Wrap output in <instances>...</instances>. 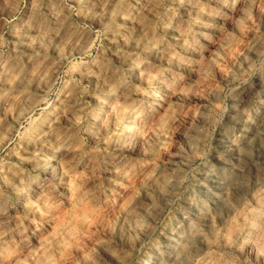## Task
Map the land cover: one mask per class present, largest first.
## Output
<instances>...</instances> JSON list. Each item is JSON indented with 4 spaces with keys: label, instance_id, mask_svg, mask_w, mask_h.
<instances>
[{
    "label": "clouds",
    "instance_id": "obj_1",
    "mask_svg": "<svg viewBox=\"0 0 264 264\" xmlns=\"http://www.w3.org/2000/svg\"><path fill=\"white\" fill-rule=\"evenodd\" d=\"M0 264H264V0H0Z\"/></svg>",
    "mask_w": 264,
    "mask_h": 264
}]
</instances>
